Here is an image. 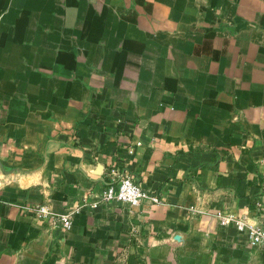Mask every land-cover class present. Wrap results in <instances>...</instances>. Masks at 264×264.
<instances>
[{"label":"crops","instance_id":"0c3cea01","mask_svg":"<svg viewBox=\"0 0 264 264\" xmlns=\"http://www.w3.org/2000/svg\"><path fill=\"white\" fill-rule=\"evenodd\" d=\"M263 191L264 0H0V264H264Z\"/></svg>","mask_w":264,"mask_h":264},{"label":"built area","instance_id":"2783aa9c","mask_svg":"<svg viewBox=\"0 0 264 264\" xmlns=\"http://www.w3.org/2000/svg\"><path fill=\"white\" fill-rule=\"evenodd\" d=\"M110 178L107 180L106 186L101 194L102 200H120L126 201L131 205H140L145 199L152 203H161L164 200L155 192L144 189L133 175L118 171L115 168L110 169ZM257 211L262 212L261 219L255 220L249 213H223L217 212L221 223L229 224L235 222L240 230L246 231L250 242L253 245L264 244V191L256 200ZM189 209L193 212L198 209L195 206H190ZM33 215L40 218H48L53 223L61 224L64 228L69 229L73 224V216L79 210L57 213L47 203H37L31 207Z\"/></svg>","mask_w":264,"mask_h":264}]
</instances>
